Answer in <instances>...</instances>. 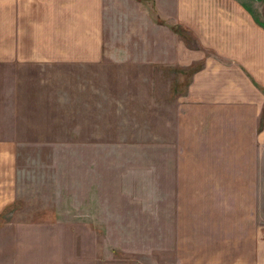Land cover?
Here are the masks:
<instances>
[{
    "label": "rangeland",
    "instance_id": "374dc122",
    "mask_svg": "<svg viewBox=\"0 0 264 264\" xmlns=\"http://www.w3.org/2000/svg\"><path fill=\"white\" fill-rule=\"evenodd\" d=\"M111 1L109 44L124 40L129 58L148 55L150 36L165 37L155 24L196 44L172 22V0ZM263 7L254 9L262 20ZM129 62L11 76L0 67V138L16 144L12 166L0 155V183L13 191L0 206V264H174L180 243L202 219L222 218L229 201L246 195L264 208V177L252 179L250 194L228 186L244 185V176L223 177L244 169L227 152L230 138L198 128L175 106L199 59L173 70Z\"/></svg>",
    "mask_w": 264,
    "mask_h": 264
},
{
    "label": "crops",
    "instance_id": "0c3cea01",
    "mask_svg": "<svg viewBox=\"0 0 264 264\" xmlns=\"http://www.w3.org/2000/svg\"><path fill=\"white\" fill-rule=\"evenodd\" d=\"M172 1V22L190 29L196 44L189 46L168 25L155 24L167 31L165 37L154 40L149 35L148 55L131 59L124 40L109 44L111 0H0V67L10 76L14 69L99 61L167 65L173 70L199 59L201 65L184 91L174 95L175 106L186 120L195 116L198 128L230 138L227 152L242 160L244 169L226 170L223 177L245 180L244 185L225 186L250 194L252 179L264 177V26L248 7L252 2L259 10L264 0ZM156 8L157 14L167 16ZM133 33V39L144 42ZM157 44L159 54L154 52ZM15 145L9 137L0 138V155L8 166L14 157L10 146ZM12 196V186L0 183V206ZM223 208L229 211L222 218L202 219L203 228L180 243L174 264H264V215L257 212L264 208L246 195Z\"/></svg>",
    "mask_w": 264,
    "mask_h": 264
},
{
    "label": "trees",
    "instance_id": "16d2710c",
    "mask_svg": "<svg viewBox=\"0 0 264 264\" xmlns=\"http://www.w3.org/2000/svg\"><path fill=\"white\" fill-rule=\"evenodd\" d=\"M248 10L252 13L254 19H255L257 22H259L261 25L264 26V20H262V19L257 15L256 11H254L252 8H249V7H248ZM172 28L175 29L176 31H179V29H178V28H175L174 26H172ZM182 30H183L184 32H186V29H185V28H182ZM200 65H201V64H200Z\"/></svg>",
    "mask_w": 264,
    "mask_h": 264
}]
</instances>
